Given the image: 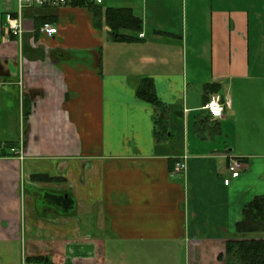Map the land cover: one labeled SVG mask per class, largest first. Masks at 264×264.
Returning a JSON list of instances; mask_svg holds the SVG:
<instances>
[{"label": "crops", "instance_id": "0c3cea01", "mask_svg": "<svg viewBox=\"0 0 264 264\" xmlns=\"http://www.w3.org/2000/svg\"><path fill=\"white\" fill-rule=\"evenodd\" d=\"M108 8L140 19L132 40L111 35ZM16 10L0 0V264H224L264 196V0L32 7L20 44ZM143 78L168 108L161 143ZM213 96L229 103L220 118ZM229 157L243 169L224 185Z\"/></svg>", "mask_w": 264, "mask_h": 264}, {"label": "trees", "instance_id": "16d2710c", "mask_svg": "<svg viewBox=\"0 0 264 264\" xmlns=\"http://www.w3.org/2000/svg\"><path fill=\"white\" fill-rule=\"evenodd\" d=\"M91 8L95 3L76 4ZM105 24L110 28L111 35L117 40H132L123 31L137 33L141 30V21L129 9L108 8L105 11ZM138 100L149 104L154 110V139L161 143L167 135L168 108L156 96L153 83L143 78L135 89ZM38 179H43L37 177ZM235 233L239 239L227 240L223 253L218 258L224 264H264V239H247L244 236L253 233H264V196H256L245 204L241 218L235 224ZM32 260H37L32 259Z\"/></svg>", "mask_w": 264, "mask_h": 264}, {"label": "built area", "instance_id": "2783aa9c", "mask_svg": "<svg viewBox=\"0 0 264 264\" xmlns=\"http://www.w3.org/2000/svg\"><path fill=\"white\" fill-rule=\"evenodd\" d=\"M102 0H17V10L15 13H7L5 15V21L8 28V31L14 35L17 39L18 44L21 43V36L23 34V21L22 15L24 9L38 7V8H52L59 7L71 4H100ZM37 32L40 35L46 37H52L56 34V27L48 22H45L40 25ZM224 108H229L228 101L221 103L218 96H213L209 99L208 103L205 106V109L208 110L209 114L213 118L222 117ZM11 153L17 157L19 160L23 159L22 149L15 147L10 149ZM186 160L187 156L182 155L180 159L175 163L173 172L177 174L184 173L186 170ZM243 169V162L234 157H229L228 163L226 166V172L228 178L224 180V185H228L230 179L237 178Z\"/></svg>", "mask_w": 264, "mask_h": 264}]
</instances>
